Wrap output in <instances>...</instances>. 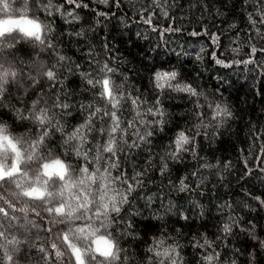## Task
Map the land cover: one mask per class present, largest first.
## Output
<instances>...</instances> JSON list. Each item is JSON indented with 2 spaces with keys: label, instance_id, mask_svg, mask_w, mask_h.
Returning <instances> with one entry per match:
<instances>
[{
  "label": "trees",
  "instance_id": "obj_1",
  "mask_svg": "<svg viewBox=\"0 0 264 264\" xmlns=\"http://www.w3.org/2000/svg\"><path fill=\"white\" fill-rule=\"evenodd\" d=\"M85 2L89 3L88 8L76 9L81 17L78 21L66 23L64 17L55 12L47 17L54 28L51 35L56 52L68 58L61 62L64 66L56 67L57 81L40 78V83L33 85L26 77H18L16 83L7 85L4 102L7 107H0V120L15 134L27 132V137L33 138L38 127L20 120L15 110L28 109L37 99L40 106L46 101L51 107L59 95L61 100L70 103L71 115L57 118L65 132H71L85 116L80 103L92 99V93L85 91L88 86L80 72L96 67L92 63L93 56L101 62L107 59L110 66L118 69L113 75L116 83H123L124 88L134 94L137 90L146 94L149 101L156 94L151 80L153 74L176 71L180 83L190 84L202 95L190 97L187 93L169 90L161 100L168 110L170 123L164 132L150 138L151 144L131 150L127 163L122 164V168L131 172L133 162L141 168L149 156L154 157L143 187L128 197L129 203L123 206L119 217L113 214L117 222L108 230L119 240L121 249L127 250L120 252V260L115 264H146L152 256L146 249L154 237L162 234L169 237L167 245L177 246L183 264H203L204 249L193 243V237L200 240L202 236L214 241L220 253L219 264H233V261L235 264H264V248L260 246V240L264 239V206L254 199L256 196L264 199V171L261 170L264 165L260 164L264 157L259 154V146L264 142V51H260L264 49V35L257 34L247 19V13L255 10L252 0L244 3L242 0H158L159 7L153 0H120L119 4L109 0L108 5L100 4L99 0ZM52 3L61 5L62 11L71 9L64 0H52ZM100 11L108 15H94ZM149 15L152 25L144 22ZM44 18L41 15V19ZM257 27L264 34V25ZM81 28L85 33L82 37L68 34ZM213 36L219 37L218 44L213 42ZM23 46L31 56L16 49H7L4 55L11 59L15 53L16 61L27 64L37 59L49 66L56 64V52L33 49L29 44ZM251 46L257 51L250 55ZM16 48H21V44ZM90 48L93 56L88 55ZM217 59L223 63H216ZM250 59L254 63H242ZM69 64L73 66L72 72L67 70ZM76 64L80 65L78 70L74 67ZM28 71L25 67L24 72ZM197 101L202 107L194 109ZM209 103L226 106L231 117L213 119ZM194 111L203 112L204 123L208 125L201 127L196 136L198 155L184 153L179 161L165 157L168 171L161 175L160 157L174 132L179 128L196 131L199 120ZM124 115L130 114L125 111ZM64 139L66 137L57 132L46 140V148L51 149L53 155L69 151L65 159L75 164L77 158L71 153L70 145L63 144ZM90 146L85 144L84 147ZM244 160L250 172L245 170ZM205 163L212 167H201ZM197 169V175L191 176ZM112 174L118 175V170L113 169ZM186 175L189 179L185 183L189 187L181 191L179 179ZM113 187L121 185L117 181ZM226 203L231 208L225 207ZM229 215L236 218L239 225L225 236L220 229ZM184 216L189 219H183ZM29 218L40 222V218L31 214ZM126 222L133 225L128 231L136 235L125 234ZM251 226H254L256 239L249 235ZM63 227L58 225L53 232ZM38 234L42 238L39 243L47 247L51 234L42 230ZM32 235H37L36 229ZM28 252V264H45L35 248ZM50 264L58 262L53 260ZM63 264H68L67 258Z\"/></svg>",
  "mask_w": 264,
  "mask_h": 264
},
{
  "label": "snow or ice",
  "instance_id": "obj_2",
  "mask_svg": "<svg viewBox=\"0 0 264 264\" xmlns=\"http://www.w3.org/2000/svg\"><path fill=\"white\" fill-rule=\"evenodd\" d=\"M112 2L119 4L120 0ZM153 2L159 7L158 0ZM244 2L247 0H242ZM252 2L255 10L247 13V19L257 34L264 35L257 27L264 25V0ZM64 3L70 5L71 9L64 8L62 11V6H54L52 0H0V107H7L4 103L7 85L16 83L18 77H26L33 85L39 84L40 78L57 81L56 67L64 66L61 62L68 58L56 52L51 35L54 28L47 17L55 12L63 16L66 23H71L81 18L76 9L89 7L85 0H64ZM99 3L108 5L109 0H99ZM41 15L45 18L41 19ZM94 15L106 17L108 13L100 11ZM144 22L152 25L151 15ZM68 34L82 37L85 33L81 28ZM212 39L218 44V36ZM18 43L21 48H16ZM23 44L41 51L50 49L56 52V64L49 66L38 59L27 64L22 60L16 61L15 53L11 59L4 55L7 49H16L31 56L32 53ZM256 51L255 46H251L250 55ZM88 55L93 56L91 48ZM92 63L96 65L94 69L80 72L81 79L88 86L85 91L92 93V99L80 103L79 108L85 116L83 122L71 132L66 133L64 125L57 118L71 115L68 111L70 103L61 100L59 95L51 107L46 101L44 106H40V100L37 99L32 101L28 109L15 110L20 120L30 121L38 127L33 138H28L27 132L15 134L0 120V264H28V250L33 248L42 254L45 264L53 260L63 264L65 258L68 264H115L120 260V252L127 250L121 249L119 240L108 229L117 222L113 214L119 217L123 206L129 203L128 197L137 188L143 187L154 157L149 156L141 168H137L133 162L131 172L122 168V164L127 163L131 150L140 148L142 144H151L150 138L164 132L170 123L168 110L161 100L169 90L187 93L190 97L202 95L190 84L180 83L176 71H156L151 77L156 94L149 101L146 94L138 90L134 94L125 89L123 83H116L113 75L118 69L110 66L107 59L101 62L93 56ZM216 63L223 61L217 59ZM242 63L254 61L250 59ZM25 67L29 68L27 73L24 72ZM74 67L78 70L80 65ZM67 70L72 72L73 66L69 64ZM124 80H127L126 76ZM201 107L198 101L194 104V109ZM208 107L213 111V119L232 115L226 106L209 103ZM125 111L130 115L125 116ZM194 116L199 120L195 125L196 131L179 128L166 145V151L160 157L161 175L168 171L165 157L167 160L179 161L184 153L190 152L193 157L198 155L196 136L200 134L201 127L207 128L208 125L204 123L203 112L194 111ZM22 127L27 128V125ZM28 131L31 129L28 128ZM57 132L66 137L63 144L70 145L77 163L65 159L69 151L53 155L52 150L46 148V140ZM85 144L91 146L85 149ZM259 148L260 156L264 157V142ZM243 163L245 170L250 172L247 160ZM260 164L264 165V159L260 160ZM201 167L212 166L205 163ZM113 169L118 170V175L113 176ZM261 170L264 171V168ZM198 171L192 172L191 176L195 177ZM200 178L203 179V176ZM188 179L187 175L179 179L181 191L188 189L185 183ZM117 181L120 188L113 187ZM254 199L264 206V199L259 196ZM225 207L231 208V205L226 203ZM17 213L22 215L18 216ZM29 214L40 218V222L30 219ZM183 219L188 220L189 217L184 216ZM48 224L53 227H48ZM58 225L64 227L53 232V228ZM238 225L239 221L229 215L220 230L227 236ZM132 227L126 222V235H136L128 231ZM33 229L37 230L35 236L32 235ZM41 230L51 234L47 247L39 243L42 238L38 233ZM249 235L256 239L254 226H251ZM168 238L163 234L153 238L146 249L152 254L146 264H153V261L155 264H183L177 246L167 245ZM193 243L195 247L204 249L201 255L203 264H219L220 253L214 247V241L202 236L200 240L193 237ZM260 246L264 248V239L260 240Z\"/></svg>",
  "mask_w": 264,
  "mask_h": 264
}]
</instances>
